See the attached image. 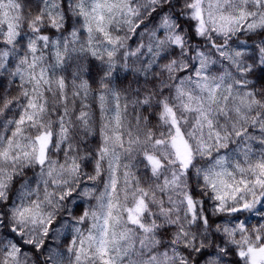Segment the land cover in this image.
I'll return each mask as SVG.
<instances>
[{"label":"clouds","instance_id":"9594fccd","mask_svg":"<svg viewBox=\"0 0 264 264\" xmlns=\"http://www.w3.org/2000/svg\"><path fill=\"white\" fill-rule=\"evenodd\" d=\"M0 264H264V0H0Z\"/></svg>","mask_w":264,"mask_h":264}]
</instances>
